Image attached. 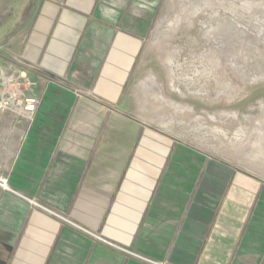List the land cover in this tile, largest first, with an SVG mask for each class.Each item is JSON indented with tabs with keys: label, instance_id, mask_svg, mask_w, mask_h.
Wrapping results in <instances>:
<instances>
[{
	"label": "crops",
	"instance_id": "obj_1",
	"mask_svg": "<svg viewBox=\"0 0 264 264\" xmlns=\"http://www.w3.org/2000/svg\"><path fill=\"white\" fill-rule=\"evenodd\" d=\"M97 3L35 0L0 34V82L23 72L38 100L31 120L0 113V250L21 242L19 264H264V180L234 171L220 189L211 158L190 175L136 154L140 124L119 109L112 56L121 15L112 20ZM90 65L88 86L79 73ZM176 173L221 193L219 205L159 184Z\"/></svg>",
	"mask_w": 264,
	"mask_h": 264
},
{
	"label": "rangeland",
	"instance_id": "obj_2",
	"mask_svg": "<svg viewBox=\"0 0 264 264\" xmlns=\"http://www.w3.org/2000/svg\"><path fill=\"white\" fill-rule=\"evenodd\" d=\"M34 1L0 0V34ZM127 1L98 0L97 6L112 20L121 15V49L112 56L122 80L119 109L140 124L136 154L153 156L171 172L180 165L190 175L211 158L220 189L234 171L264 180V0H131L128 8ZM80 74L90 86L93 67ZM99 98L86 101L92 123ZM159 181L193 190L187 202L210 198L205 201L213 206L223 197L179 173ZM20 246L1 249L0 264H19Z\"/></svg>",
	"mask_w": 264,
	"mask_h": 264
},
{
	"label": "built area",
	"instance_id": "obj_3",
	"mask_svg": "<svg viewBox=\"0 0 264 264\" xmlns=\"http://www.w3.org/2000/svg\"><path fill=\"white\" fill-rule=\"evenodd\" d=\"M34 84L23 72L0 82V113L11 112L17 117L31 120L35 114L38 100L27 94ZM0 185L7 188V179L0 177Z\"/></svg>",
	"mask_w": 264,
	"mask_h": 264
}]
</instances>
